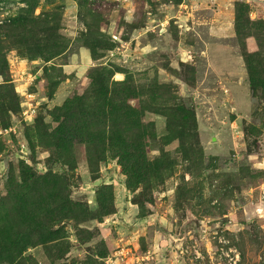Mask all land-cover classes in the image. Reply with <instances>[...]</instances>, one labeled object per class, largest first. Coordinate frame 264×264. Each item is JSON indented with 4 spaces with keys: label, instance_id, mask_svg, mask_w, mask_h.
I'll return each mask as SVG.
<instances>
[{
    "label": "rangeland",
    "instance_id": "1",
    "mask_svg": "<svg viewBox=\"0 0 264 264\" xmlns=\"http://www.w3.org/2000/svg\"><path fill=\"white\" fill-rule=\"evenodd\" d=\"M0 264H264V0H0Z\"/></svg>",
    "mask_w": 264,
    "mask_h": 264
}]
</instances>
